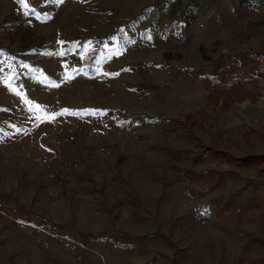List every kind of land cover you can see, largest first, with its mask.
Instances as JSON below:
<instances>
[{"label": "rangeland", "instance_id": "1", "mask_svg": "<svg viewBox=\"0 0 264 264\" xmlns=\"http://www.w3.org/2000/svg\"><path fill=\"white\" fill-rule=\"evenodd\" d=\"M2 59L5 120L40 151L18 169L0 142V264L51 256L38 225L87 246L104 224L145 231L153 195L208 193L211 173L264 182V0H0Z\"/></svg>", "mask_w": 264, "mask_h": 264}, {"label": "crops", "instance_id": "2", "mask_svg": "<svg viewBox=\"0 0 264 264\" xmlns=\"http://www.w3.org/2000/svg\"><path fill=\"white\" fill-rule=\"evenodd\" d=\"M5 65L4 60H0V76L9 69ZM4 104L0 99V142L14 143L10 147L20 166L14 165L18 169L26 167L25 154L29 152L31 157H36L40 150L28 147L29 130L14 128L6 122ZM32 116L37 118L35 114ZM0 148H3L1 144ZM14 175H21V172ZM210 175L211 183L204 186L208 193L202 191L203 187L188 191L183 186L181 192L153 195V200L162 199L163 204L156 217L148 219L145 231L138 227L127 231L121 224H104L98 232H85L80 239L89 249L80 250L79 256L75 255L74 246L40 231L48 236L41 240V247L56 256H38L34 264H256L252 262L254 249L264 243V182L244 184L236 174L227 176L226 180ZM159 182L162 184L164 180ZM231 199L238 202L237 211L232 210L229 203L226 205ZM208 200L216 204V209L208 212L212 214H207L211 219L203 216L200 203ZM193 202L197 203L195 208H192ZM188 208H191L189 212ZM6 212L15 214V210ZM205 222H211L209 231H203ZM189 227L194 231L190 232ZM172 231L177 240H170ZM145 232V236L139 235ZM62 249L66 251L65 256L58 255ZM28 261L25 259L24 263ZM259 264H264V260L259 258Z\"/></svg>", "mask_w": 264, "mask_h": 264}, {"label": "built area", "instance_id": "3", "mask_svg": "<svg viewBox=\"0 0 264 264\" xmlns=\"http://www.w3.org/2000/svg\"><path fill=\"white\" fill-rule=\"evenodd\" d=\"M39 228V230L44 233V234H47L49 236H52V237H56V238H61V239H64L66 241H69V242H73L74 244L82 247V248H88L85 244L79 242L78 240H74L71 236H69L68 234H62L61 231H58V230H53V229H50V228H47L45 226H41V225H38L37 226Z\"/></svg>", "mask_w": 264, "mask_h": 264}, {"label": "snow or ice", "instance_id": "4", "mask_svg": "<svg viewBox=\"0 0 264 264\" xmlns=\"http://www.w3.org/2000/svg\"><path fill=\"white\" fill-rule=\"evenodd\" d=\"M18 2L21 4V5H24L25 3V0H18ZM68 110H62L61 113H56V114H53V116L51 118H55V115H60V114H64L65 112H67Z\"/></svg>", "mask_w": 264, "mask_h": 264}]
</instances>
